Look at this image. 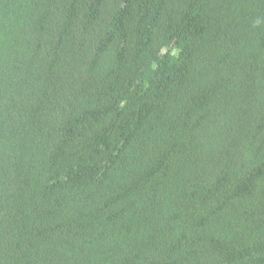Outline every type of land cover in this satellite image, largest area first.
Here are the masks:
<instances>
[{"label": "trees", "instance_id": "1", "mask_svg": "<svg viewBox=\"0 0 264 264\" xmlns=\"http://www.w3.org/2000/svg\"><path fill=\"white\" fill-rule=\"evenodd\" d=\"M0 264H264V0H0Z\"/></svg>", "mask_w": 264, "mask_h": 264}]
</instances>
